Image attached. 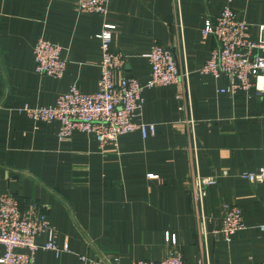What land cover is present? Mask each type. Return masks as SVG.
Masks as SVG:
<instances>
[{"label": "crops", "instance_id": "crops-1", "mask_svg": "<svg viewBox=\"0 0 264 264\" xmlns=\"http://www.w3.org/2000/svg\"><path fill=\"white\" fill-rule=\"evenodd\" d=\"M106 2L102 18L79 12L78 0H0V196H15L21 209L36 203L56 244L68 247L59 257L39 248L34 264H83L79 256L158 262L172 250L184 264L263 263L264 182L250 184L241 174L264 167V92L230 98L218 92L224 79L200 73L216 45L200 31L225 0ZM230 6L255 39L264 0ZM104 22L116 26L111 50L123 55L127 75L146 83V55L156 42L175 55L186 90L183 81L144 88L134 121L154 124V135L128 133L116 149L101 151L93 137L75 131L59 140L57 122H36L19 110L52 105L73 84L83 93L96 91L95 36ZM39 38L62 48V78L35 73ZM196 174L216 178L199 206L191 194ZM223 203L237 206L244 224L229 242L219 233ZM46 240L41 234L35 244Z\"/></svg>", "mask_w": 264, "mask_h": 264}, {"label": "built area", "instance_id": "built-area-1", "mask_svg": "<svg viewBox=\"0 0 264 264\" xmlns=\"http://www.w3.org/2000/svg\"><path fill=\"white\" fill-rule=\"evenodd\" d=\"M232 0H225L219 15L207 21L200 34L211 36L215 47L200 73L215 79H224L226 84L218 91L230 98L238 95L248 97L250 92L260 95L264 92V23L257 25V36L250 33V24L231 8ZM77 9L81 13L107 15L106 0H78ZM116 26L104 22L95 38L99 41L101 59L100 75L94 93H83L73 84L59 95L54 104L45 107H22L19 111L36 122H57V138L67 139L73 132L93 137L99 149L117 148L120 136L139 131L146 139L155 133V125L135 122L143 106L141 93L144 88L166 87L185 83L186 73L179 69L178 61L168 47L153 42L146 55L149 65V79L144 85L124 72L125 60L122 54L111 50L112 37ZM62 48L39 38L32 50L34 71L38 75L60 79L65 73L67 62L61 56ZM180 99V97H179ZM187 100V99H186ZM184 104L179 106L181 110ZM188 125L192 128L193 121ZM241 177L250 184L264 182V167L254 172H245ZM216 183V178L201 177L192 179V200L201 205L208 187ZM202 223L203 218L201 219ZM220 231L224 241L244 229L240 209L232 204L221 206ZM264 232V224L260 225ZM45 234L44 245L37 246V236ZM166 241L170 237L166 236ZM175 245L171 237V246ZM0 264H34L35 253L41 248L59 257L68 251L67 245L60 248L54 241V228L50 225L41 207L28 203L20 208L19 200L13 195L0 196ZM83 264H120L118 259L109 263L87 260L79 256ZM129 264H184L180 253L172 250L161 261H131ZM261 264H264L261 263Z\"/></svg>", "mask_w": 264, "mask_h": 264}]
</instances>
